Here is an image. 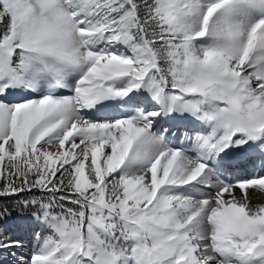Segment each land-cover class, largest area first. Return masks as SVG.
<instances>
[{"label": "snow or ice", "instance_id": "6c2138e0", "mask_svg": "<svg viewBox=\"0 0 264 264\" xmlns=\"http://www.w3.org/2000/svg\"><path fill=\"white\" fill-rule=\"evenodd\" d=\"M0 26V264H264V0H0Z\"/></svg>", "mask_w": 264, "mask_h": 264}, {"label": "bare ground", "instance_id": "6f19581e", "mask_svg": "<svg viewBox=\"0 0 264 264\" xmlns=\"http://www.w3.org/2000/svg\"><path fill=\"white\" fill-rule=\"evenodd\" d=\"M165 126H167V124L165 123ZM252 167L250 165L247 164H241L239 166V168L237 169V178L238 179H244V178H248L252 175H254V171L251 172ZM259 169H256L255 171H258ZM250 195L253 197V203H257V202H264V194L259 193L258 190H250ZM257 197H259V199H257Z\"/></svg>", "mask_w": 264, "mask_h": 264}, {"label": "rangeland", "instance_id": "374dc122", "mask_svg": "<svg viewBox=\"0 0 264 264\" xmlns=\"http://www.w3.org/2000/svg\"><path fill=\"white\" fill-rule=\"evenodd\" d=\"M0 27H2V26H0ZM164 126H165V124H164ZM253 171L254 170L251 169V172H253ZM9 229H10V231L17 232V234L24 240L25 245H26L24 251H25V253H27L29 251V246L33 243L31 230L27 229V228H19V229H17V224H15L13 226L10 225ZM37 231H39V229H37Z\"/></svg>", "mask_w": 264, "mask_h": 264}, {"label": "trees", "instance_id": "16d2710c", "mask_svg": "<svg viewBox=\"0 0 264 264\" xmlns=\"http://www.w3.org/2000/svg\"><path fill=\"white\" fill-rule=\"evenodd\" d=\"M0 199H2V198H0ZM18 219H19V217H18L17 213L13 212L12 216L7 218L5 221H3V223L9 224V223L18 221Z\"/></svg>", "mask_w": 264, "mask_h": 264}]
</instances>
